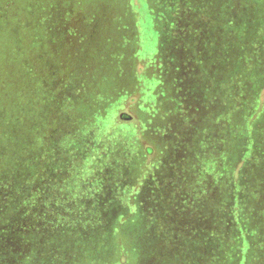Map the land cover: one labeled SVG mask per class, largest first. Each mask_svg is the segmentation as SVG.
Masks as SVG:
<instances>
[{"label": "trees", "instance_id": "16d2710c", "mask_svg": "<svg viewBox=\"0 0 264 264\" xmlns=\"http://www.w3.org/2000/svg\"><path fill=\"white\" fill-rule=\"evenodd\" d=\"M82 1L0 0V264H264V0Z\"/></svg>", "mask_w": 264, "mask_h": 264}, {"label": "rangeland", "instance_id": "374dc122", "mask_svg": "<svg viewBox=\"0 0 264 264\" xmlns=\"http://www.w3.org/2000/svg\"><path fill=\"white\" fill-rule=\"evenodd\" d=\"M73 1L76 2L77 8L81 10H83L82 9L83 7L85 8V5L87 3L84 1L77 2L80 0H73ZM125 1L129 5L131 11L134 13L135 26L139 34L138 41L140 42V48H139L140 52H139V57L135 59L136 64H139V63H142L141 61H147L148 59L154 58V56L156 55V52L154 53V51H156L155 49L157 48V45H159V40L155 34V31L153 30V27L151 24V17L149 14V9H148V6L145 0H125ZM104 3L105 5H107L108 2H106L105 0ZM115 5H118V4H115ZM0 41H1V37H0ZM27 47L30 49V52H32L31 55L35 54L34 52H36V47L32 48L30 42L29 43L27 42ZM137 70H140L139 65L136 69V73H137Z\"/></svg>", "mask_w": 264, "mask_h": 264}]
</instances>
